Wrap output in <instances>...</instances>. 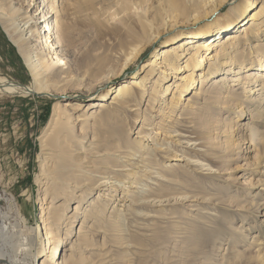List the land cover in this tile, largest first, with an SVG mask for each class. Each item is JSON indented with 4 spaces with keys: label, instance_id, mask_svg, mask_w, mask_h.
Segmentation results:
<instances>
[{
    "label": "rangeland",
    "instance_id": "obj_1",
    "mask_svg": "<svg viewBox=\"0 0 264 264\" xmlns=\"http://www.w3.org/2000/svg\"><path fill=\"white\" fill-rule=\"evenodd\" d=\"M123 1L89 0L88 12L94 17L104 18V26L99 28L89 24L86 28L89 68L83 81H51L48 88L55 95L0 94V213L25 219L27 228L35 231L43 226L39 208L43 205L44 197L51 206L49 216L58 210L61 222L71 217L67 219L66 225L53 223L50 221L52 219L48 221V226L52 225L58 231V236L64 238L65 246L60 261L65 259V264L69 259H75L76 264H264V173L259 171L260 159L257 158L259 151L264 150V126L249 119L236 123L242 116L241 109L224 103V98L221 101L211 98L205 102V96H199L197 102L189 104L186 101L176 111H166L165 116L159 113L160 102L154 100V97L159 96L149 93L129 98L126 104H114L110 96L115 88L133 75L141 74L145 62L161 49L165 40L162 38L153 45L142 41L143 51L139 57L124 67L131 47L137 42L127 38L125 30L114 31V26L120 24L123 15L120 13ZM170 1H173V8L183 7V0H135L134 8H139L142 16L150 17L156 33L163 27V6L173 9ZM261 1L258 7L263 3ZM5 4L6 7L10 5ZM236 5L225 4V16L231 14L230 10ZM132 7L131 4L127 6L130 9ZM133 26L136 31L142 30L139 23ZM225 38L227 36L223 35L216 42ZM125 39L129 45L122 43ZM182 42L184 38L174 37L169 46H178ZM203 42L200 40L198 44L203 46ZM250 48L255 56L254 47ZM202 53L206 55L208 52L204 49ZM0 75L23 84L32 82L26 63L4 30L1 18ZM222 77L209 81L207 88ZM242 77L235 75L233 79ZM230 84L237 89L240 97L254 94L249 92L251 88L242 90V85L238 86L236 81ZM86 89L88 91L85 93ZM105 95L107 99L102 100ZM260 101L264 108V100ZM55 103L63 106L67 118L74 119L70 109L78 105L82 107L77 115H92L90 123L98 136L97 147L105 157H110L106 160L109 166L113 164L110 154L114 145L122 148L121 158L120 153L117 154V166L126 164L128 158L124 156L138 147L136 141L141 140L149 146L154 143L166 144L173 136L168 132L181 125V131L192 142L199 144L195 151L208 161L211 160L216 172H201L187 165L183 159L160 152L155 159L147 157L144 162V166L149 169L153 167V171L162 172L160 179L154 175L149 179V176L143 175L144 172L138 178H125L121 176L124 171H118V180L122 182L111 179L114 188L105 187L106 191L96 189L84 195L85 198L78 203L79 200H75L65 190L63 181H52L47 186L37 182L42 174L41 137ZM93 103H99V106L90 108L89 104ZM138 119L144 121L139 122ZM162 121L165 125L163 128L156 126ZM247 121L250 131L242 129ZM111 128L118 131L116 136H109ZM68 140L73 143L70 144L71 155L63 164L55 166L54 178H75L68 169L76 166L79 155L72 149L79 143L75 142L76 138ZM244 141L250 143L245 144ZM153 146L156 151L159 150L158 146ZM248 146L250 149L247 151L245 147ZM123 184H126L125 191H122ZM100 193L103 197L99 205H92L93 198ZM162 195L187 196L189 199L165 204L152 202L154 197ZM114 207L124 209V218L118 221ZM80 230L82 236H79ZM40 242L41 239H38L37 245L32 246V252L28 254L31 255L30 264H40L43 260L37 257L41 249Z\"/></svg>",
    "mask_w": 264,
    "mask_h": 264
},
{
    "label": "bare ground",
    "instance_id": "obj_2",
    "mask_svg": "<svg viewBox=\"0 0 264 264\" xmlns=\"http://www.w3.org/2000/svg\"><path fill=\"white\" fill-rule=\"evenodd\" d=\"M260 1L183 0L184 4L181 9L173 8V1H170V7L173 9L170 10L163 6L164 17L161 22L163 27L154 33L150 17L142 16V11L139 8H134L135 0H124L123 8L120 11L123 15L120 18V24L114 26V31L125 30L127 38L137 42L131 47L124 67L139 57L143 51L142 41L153 45L162 38L165 40L162 42L161 49L155 51L152 58L145 62L141 74L133 75L115 88L113 95L110 96L114 104H126L129 98L149 93V95L159 96L154 97V100L160 102L159 113L165 116L166 111L174 112L177 108L184 106L186 101L189 104L197 102L199 96H205V102L211 98L220 101L224 98V103H230L229 105L241 109L242 116L236 123L239 124L240 121L249 119L251 122H259L264 126V108L260 105V100H264V0L258 7ZM5 3H10V5L6 7ZM236 3L233 10H230L233 13H228L225 16L223 6ZM129 4L133 6L131 9L127 8ZM89 6V0H0V18L3 28L18 48L32 77L30 84H23L0 75V94L28 96L44 93L55 95L48 88V83L51 81L68 82L73 79L83 81L89 68L86 28L89 24L99 28L104 26V18L92 16L88 12ZM128 10L130 12H127ZM150 12L153 10L150 9ZM135 23L141 24V31L133 29ZM184 35L187 36L182 37ZM223 35L227 38L217 43L216 40ZM174 37L184 38V42L178 46H169ZM200 40H204L203 46L198 44ZM122 43L130 44L127 39ZM250 46L254 47L255 56ZM204 49L208 52L206 55L202 53ZM210 49L213 50L209 51ZM159 60L161 61L159 62ZM235 75H243V77L233 79ZM220 76L223 77L211 84L209 87L211 93H208L209 81ZM234 81L238 82V86L242 85V90L247 91L248 88H251L249 92L254 94L258 92L257 95L240 97L237 89L230 84ZM149 83L151 85L148 86ZM87 91L88 89L85 90V93ZM143 91L145 92L143 93ZM101 99H107L106 95ZM97 105L99 106V103L89 104L90 108ZM81 107L78 105L70 109L74 116L73 119L72 117L67 118L63 106L55 103L50 121L41 137L42 174L37 178V182L40 181L46 186L52 181H56L53 183L63 181L62 185L65 190L67 189L68 194L75 200H79L78 203L84 195H89L96 189L106 191L105 187L114 188L111 179L122 182L118 180L120 177L118 171H124L123 174H120L125 178H129V176L138 178L144 172L143 175L149 176V179L154 176L160 179L163 176L162 172L153 171V167L149 169L144 166L147 157L155 159L160 152H166L173 158L183 159L187 165L197 168L201 172L206 171L210 174L216 172L212 161H208L204 155L195 151L199 144L192 142V139L179 128L181 125L178 128L175 126L177 124L173 125L176 129L172 128L168 132L173 134L171 141H165L166 144H153L159 147L157 151L153 145L144 144L141 140L136 141L138 147L135 150L131 149L130 153H126L124 156L128 158L126 164L117 166V154L122 151V148L114 145L111 149L112 154H110L113 167L109 166L106 160L110 157H105L102 150L97 147L98 136L93 131V124L90 123L93 120L92 115L87 113L77 115L81 111ZM144 120L138 119L137 121L143 122ZM159 123H156V126L160 125L162 128L165 126L163 121L161 124ZM241 124L240 127H242ZM242 129L251 130L248 121L243 124ZM108 133L112 137L116 136L118 131L111 128ZM55 134H58L57 137H54ZM73 138H76L75 142L78 141L79 145L72 151H76L79 157L76 159V166L68 170L75 178L70 177L65 180H63L64 177L59 178V176L54 178L55 166L63 164L71 155L70 144L73 143L68 139ZM244 143L249 144L250 142L244 141ZM249 146L245 147L247 151L250 149ZM163 147L164 149H161ZM119 156L121 158V153ZM257 158L260 159L259 171L264 173V150L259 151ZM140 163L143 165H139ZM118 168L122 169L118 170ZM125 185L123 184L122 191H125ZM101 195L100 193L96 198H93L91 204L99 205L100 199L103 197ZM106 198L108 199V196ZM112 198L115 196L112 195ZM150 198L152 199V197ZM44 199L43 197V205L39 208L43 226L35 231L27 228L25 219L12 218V216L0 213V262L30 264L31 255L28 256V254L32 252V246L37 245L38 239H41L39 243L41 249L37 256L43 258L40 264H65V259L60 261L61 255H63L62 249L65 246L64 238L58 236V231L52 225L48 226L50 223L48 221L52 219L50 221L53 223L59 222L60 225L64 223L66 225L67 219L72 218L67 217L61 222L58 210L54 212L53 216H49L51 206ZM187 199H189L187 196L166 197L162 195L154 197L152 202L165 204ZM129 206L130 204L127 207L129 208ZM114 209L117 211L118 221L124 218L125 214L122 213L124 209L119 210L116 207ZM81 233L80 230L79 236H82ZM83 236L85 235L83 234ZM67 264H76V260L69 259Z\"/></svg>",
    "mask_w": 264,
    "mask_h": 264
},
{
    "label": "trees",
    "instance_id": "obj_3",
    "mask_svg": "<svg viewBox=\"0 0 264 264\" xmlns=\"http://www.w3.org/2000/svg\"><path fill=\"white\" fill-rule=\"evenodd\" d=\"M46 118H47V116H46Z\"/></svg>",
    "mask_w": 264,
    "mask_h": 264
}]
</instances>
